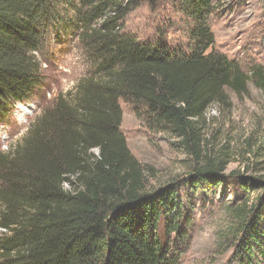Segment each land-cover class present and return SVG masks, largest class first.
Returning <instances> with one entry per match:
<instances>
[{
	"label": "trees",
	"instance_id": "1",
	"mask_svg": "<svg viewBox=\"0 0 264 264\" xmlns=\"http://www.w3.org/2000/svg\"><path fill=\"white\" fill-rule=\"evenodd\" d=\"M144 1L158 0H0V113L41 85L39 53L61 6L93 69L0 152V264L179 263L172 246L184 240L181 201L171 185L146 188L120 131L119 100L150 128L178 136L195 159L191 184L213 188L228 160L203 154L200 119L211 104H227L226 88L241 94L251 79L264 94V69L246 72L213 50V0H177L193 21L187 51L122 33ZM248 202L235 209L240 238L225 264H264Z\"/></svg>",
	"mask_w": 264,
	"mask_h": 264
},
{
	"label": "rangeland",
	"instance_id": "2",
	"mask_svg": "<svg viewBox=\"0 0 264 264\" xmlns=\"http://www.w3.org/2000/svg\"><path fill=\"white\" fill-rule=\"evenodd\" d=\"M212 6L208 22L215 41L213 50L237 61L246 72L252 64L264 69V0H213ZM60 11L62 20L54 22L48 46L39 53L41 85L28 100L0 113V152L20 140L29 123L50 108L58 95L73 93L77 81L93 72L71 23L72 12L63 6ZM192 24L177 0L144 1L124 18L122 33L140 42L159 41L169 49L187 51ZM225 92L227 104H211L199 122L203 154L223 153L228 160L222 180L207 189L191 184L196 163L180 138L150 128L132 105L119 100L120 131L144 169L146 188L171 185L181 201L179 213L186 221L179 223L184 240L171 235L178 264H225L240 238L235 209L243 207L247 199L255 207L247 217L248 227L262 232L264 247V94L251 79L243 93L228 88ZM68 185L64 183V188ZM1 233L0 229V237Z\"/></svg>",
	"mask_w": 264,
	"mask_h": 264
}]
</instances>
